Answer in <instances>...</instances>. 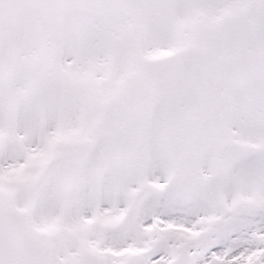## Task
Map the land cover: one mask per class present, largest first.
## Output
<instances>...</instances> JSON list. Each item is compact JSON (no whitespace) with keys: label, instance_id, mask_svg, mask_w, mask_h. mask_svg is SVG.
Returning a JSON list of instances; mask_svg holds the SVG:
<instances>
[{"label":"snow or ice","instance_id":"snow-or-ice-1","mask_svg":"<svg viewBox=\"0 0 264 264\" xmlns=\"http://www.w3.org/2000/svg\"><path fill=\"white\" fill-rule=\"evenodd\" d=\"M0 264H264V0H0Z\"/></svg>","mask_w":264,"mask_h":264}]
</instances>
